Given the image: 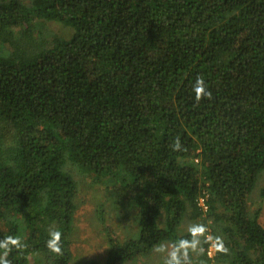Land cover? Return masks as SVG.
<instances>
[{
  "label": "trees",
  "instance_id": "16d2710c",
  "mask_svg": "<svg viewBox=\"0 0 264 264\" xmlns=\"http://www.w3.org/2000/svg\"><path fill=\"white\" fill-rule=\"evenodd\" d=\"M72 170L133 212L90 264H264V0H0V260L71 263Z\"/></svg>",
  "mask_w": 264,
  "mask_h": 264
},
{
  "label": "rangeland",
  "instance_id": "374dc122",
  "mask_svg": "<svg viewBox=\"0 0 264 264\" xmlns=\"http://www.w3.org/2000/svg\"><path fill=\"white\" fill-rule=\"evenodd\" d=\"M59 24L53 22L46 23L48 32L68 37L72 30ZM260 175L262 176L260 179L258 178L256 187L252 191L250 198L251 208H260V222L264 226V197H261L260 190L264 188V171ZM72 176L78 180L79 187L78 193L75 196V202L78 208L73 217L70 234L71 244L69 247L72 253V261L70 264L103 263L108 249L107 229L111 230L120 239L128 236L127 231L135 229L133 212H130L125 217L122 215L121 209L115 205L114 197L110 195L109 191L105 190V187L98 183H93L85 175L75 174L73 170ZM262 195L264 196V194ZM196 226L189 218H185L182 224V232L192 227L199 229L201 223ZM166 246L167 248L163 249L160 255L163 257L166 256L167 258L175 249L171 244ZM154 257L156 258L157 255ZM138 261L133 260L125 262V264H138ZM30 264H33V262Z\"/></svg>",
  "mask_w": 264,
  "mask_h": 264
},
{
  "label": "clouds",
  "instance_id": "9594fccd",
  "mask_svg": "<svg viewBox=\"0 0 264 264\" xmlns=\"http://www.w3.org/2000/svg\"><path fill=\"white\" fill-rule=\"evenodd\" d=\"M194 91L196 93L197 99L200 98L201 94L210 95V93H207L205 91V85H204V82L202 79H199L196 81V86L194 88ZM179 146H180L179 142H177L176 147L179 148ZM194 231L203 232L204 229H203V227H201V228L194 230ZM60 238H61V233L59 231H54L51 233V239L49 240V246L56 252L60 251V248L58 246V242H59ZM217 240H218V238H217ZM187 243H188L187 241L182 240L179 242V247L180 248L185 247L187 245ZM217 247L220 249H223V245H222V243H219V240L217 242ZM0 264H7V261L0 260ZM167 264H180V260H179L178 255H177V250H173L170 253Z\"/></svg>",
  "mask_w": 264,
  "mask_h": 264
},
{
  "label": "built area",
  "instance_id": "2783aa9c",
  "mask_svg": "<svg viewBox=\"0 0 264 264\" xmlns=\"http://www.w3.org/2000/svg\"><path fill=\"white\" fill-rule=\"evenodd\" d=\"M197 206L199 207L200 211L202 213L208 212V205H207V195L203 194L201 197H199V200L197 202ZM205 242L207 243L206 248H204V252L206 254V258L209 259L211 262L214 263V258L217 254V243L214 239L211 238L209 234L205 235Z\"/></svg>",
  "mask_w": 264,
  "mask_h": 264
},
{
  "label": "crops",
  "instance_id": "0c3cea01",
  "mask_svg": "<svg viewBox=\"0 0 264 264\" xmlns=\"http://www.w3.org/2000/svg\"><path fill=\"white\" fill-rule=\"evenodd\" d=\"M137 260H139V258ZM138 262H139L138 264H142L140 261H138Z\"/></svg>",
  "mask_w": 264,
  "mask_h": 264
}]
</instances>
